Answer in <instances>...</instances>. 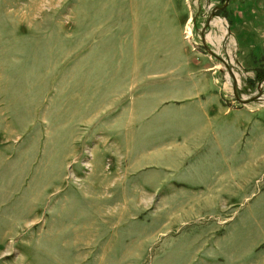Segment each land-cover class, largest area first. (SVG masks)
<instances>
[{
	"label": "rangeland",
	"instance_id": "1",
	"mask_svg": "<svg viewBox=\"0 0 264 264\" xmlns=\"http://www.w3.org/2000/svg\"><path fill=\"white\" fill-rule=\"evenodd\" d=\"M0 264H264V0H0Z\"/></svg>",
	"mask_w": 264,
	"mask_h": 264
},
{
	"label": "crops",
	"instance_id": "2",
	"mask_svg": "<svg viewBox=\"0 0 264 264\" xmlns=\"http://www.w3.org/2000/svg\"><path fill=\"white\" fill-rule=\"evenodd\" d=\"M218 139H215V138H200L199 140H198V142H196V144H197V146H199V145H201L202 144V147H206L207 145H211V143H213V142H216ZM195 148H197L196 146L195 147H192V148H190V149H188V152H187V156L189 155V153H190V151H193V149H195ZM198 149H200L199 147H198ZM243 223H246V221H244ZM237 233L236 232H234V235H233V241H234V247H235V249H236V235Z\"/></svg>",
	"mask_w": 264,
	"mask_h": 264
},
{
	"label": "bare ground",
	"instance_id": "3",
	"mask_svg": "<svg viewBox=\"0 0 264 264\" xmlns=\"http://www.w3.org/2000/svg\"><path fill=\"white\" fill-rule=\"evenodd\" d=\"M222 20H223V19H218L217 23H219L220 25L223 26ZM189 34H190V33L188 32V33H187V35H188L187 37H189Z\"/></svg>",
	"mask_w": 264,
	"mask_h": 264
}]
</instances>
